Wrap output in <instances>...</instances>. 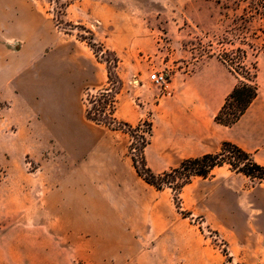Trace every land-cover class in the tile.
I'll use <instances>...</instances> for the list:
<instances>
[{
    "label": "rangeland",
    "instance_id": "1",
    "mask_svg": "<svg viewBox=\"0 0 264 264\" xmlns=\"http://www.w3.org/2000/svg\"><path fill=\"white\" fill-rule=\"evenodd\" d=\"M27 1L45 18L48 84L59 80L65 93L78 79L81 83L77 97L66 99L68 112L57 125L49 112L21 115L0 102V264H264V242L240 221L229 219L223 225L218 220L217 226L182 211L162 235L147 229L152 241L138 243L134 250L122 243L117 257L110 243L101 244L96 259V244L80 227L74 232L71 226L56 225L54 210L60 188L56 174L84 161L66 149L72 140L110 139L122 148L126 143L120 159H139L142 133L131 138L86 120L85 110L96 105L90 104L91 97L109 87L118 122H123L120 108L125 103L138 113L148 106L143 114L150 121L148 108L170 100L205 62L219 61L223 39L239 46L234 34L244 5L236 6L235 0ZM245 36L258 49L263 43L259 32L256 41L250 33ZM242 48L246 65L257 66L255 82L262 91L264 54ZM156 71L168 74L166 85L150 81ZM92 74L100 82L95 88L88 82ZM163 190L173 200V190Z\"/></svg>",
    "mask_w": 264,
    "mask_h": 264
},
{
    "label": "crops",
    "instance_id": "2",
    "mask_svg": "<svg viewBox=\"0 0 264 264\" xmlns=\"http://www.w3.org/2000/svg\"><path fill=\"white\" fill-rule=\"evenodd\" d=\"M45 36V18L27 0H0V102L21 115L49 112L57 125L68 112L66 99L77 97L81 82L78 79L65 93L59 80L48 84ZM88 82L92 88L100 85L94 74ZM235 84L225 66L211 60L170 100L148 108L151 136L144 157L153 173L216 153L223 142L236 145L264 166V89L258 87L257 97L231 127L214 121ZM146 107H139L138 113L122 104L120 116L124 123L136 126L146 121ZM126 146L110 139L78 137L65 147L73 159L84 161L56 174L60 186L55 192L56 225L71 226L74 232L80 227L90 237L89 243L96 244V259L101 258V244L110 243L117 257L122 243L134 250L138 243L152 241V235L160 236L174 226L179 211L217 226L218 220L223 225L229 219L240 221L264 242V184L250 185L245 176L226 166L216 167L208 178L194 177L181 188L177 211L170 191L155 190L137 175L131 158L120 159L119 152Z\"/></svg>",
    "mask_w": 264,
    "mask_h": 264
},
{
    "label": "trees",
    "instance_id": "3",
    "mask_svg": "<svg viewBox=\"0 0 264 264\" xmlns=\"http://www.w3.org/2000/svg\"><path fill=\"white\" fill-rule=\"evenodd\" d=\"M235 4L238 7L244 5L241 10L242 15L239 17L240 25L234 34L239 46L234 47L232 43L223 39L219 43L222 49L217 55L218 60L236 80L235 86L225 98L221 109L214 118L215 123L225 127L234 125L258 94V86L255 82L257 66L256 64L246 65V51L242 47L245 46L252 51L260 50L264 54V38L258 49L256 44L247 43L245 36L246 33H250L251 40L256 41L258 39L257 32L264 35V0H235ZM225 44H230L233 48L226 50ZM89 102L97 106L85 110L86 120L112 131H123L131 138H134V133L139 131L142 133L139 159L136 160L131 157L133 167L137 175L155 190L161 191L164 188L173 190V202L177 211L180 210L178 195L181 188L190 183L194 177L208 178L216 167L227 166L230 171L236 174H241L251 181L264 184V166L256 164L250 154L228 142H223L220 150L216 153L186 159L177 168L155 174L147 167L144 157V149L150 143L151 124L142 121L136 126H131L127 123L118 122L114 117L115 98L109 87L100 90L91 97ZM144 127L145 130H142ZM174 182L176 186L172 187Z\"/></svg>",
    "mask_w": 264,
    "mask_h": 264
},
{
    "label": "built area",
    "instance_id": "4",
    "mask_svg": "<svg viewBox=\"0 0 264 264\" xmlns=\"http://www.w3.org/2000/svg\"><path fill=\"white\" fill-rule=\"evenodd\" d=\"M149 79L156 86L162 87L167 83L168 74L164 71H156L150 75Z\"/></svg>",
    "mask_w": 264,
    "mask_h": 264
}]
</instances>
